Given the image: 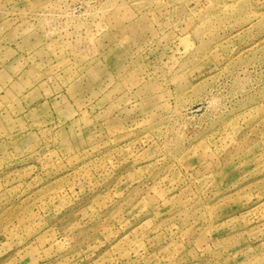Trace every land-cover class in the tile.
Listing matches in <instances>:
<instances>
[{"label":"rangeland","instance_id":"obj_1","mask_svg":"<svg viewBox=\"0 0 264 264\" xmlns=\"http://www.w3.org/2000/svg\"><path fill=\"white\" fill-rule=\"evenodd\" d=\"M0 264H264V0H0Z\"/></svg>","mask_w":264,"mask_h":264}]
</instances>
